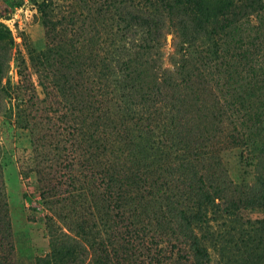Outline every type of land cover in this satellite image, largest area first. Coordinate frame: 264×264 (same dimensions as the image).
<instances>
[{
    "label": "trees",
    "instance_id": "trees-1",
    "mask_svg": "<svg viewBox=\"0 0 264 264\" xmlns=\"http://www.w3.org/2000/svg\"><path fill=\"white\" fill-rule=\"evenodd\" d=\"M105 1L114 13L107 15L108 4H100L92 13L98 21L91 14L92 24L73 32L47 14L44 2L39 4L46 46L31 57L37 83L26 76L24 59L17 82L6 76L0 63V115L12 118L18 128L33 130L38 115L45 113L54 124L50 134L54 139L46 135L45 140L70 139L72 152L88 162L99 189L91 199V216L71 217V224L64 220L67 229L51 230V250L38 256L37 264H120L117 258L115 263L117 247L111 252L114 238L109 228L123 218L135 232L149 227L153 232L179 233L188 246L176 264H208L207 236L198 234L196 221L204 218L214 198L230 197L228 188L217 181L215 143L253 140L264 151V0ZM145 1L150 4L140 6ZM168 21L180 26L185 39L190 33L194 42L207 35L208 21L221 33L234 28V38L227 42L228 46L233 42L228 50L233 47L237 56L236 76L227 78L234 83L232 88L223 94L216 89L213 73L224 70L222 62L213 72L216 62L198 57L204 67L211 64L210 78L204 77L199 62L186 75L163 68ZM183 51L192 60L188 48ZM45 140L36 149L46 148ZM2 151L0 145L1 181H9L16 165ZM44 155L39 156L46 159ZM28 157L23 175L41 170L37 154ZM176 187L199 193L192 212L197 217L189 215L187 207L179 208L178 199L174 202ZM5 194L0 191V264H23L15 254ZM42 194L46 197V192ZM231 201L263 206L264 183ZM109 216L114 217L112 222ZM69 230L78 238L67 245L63 236L72 239ZM249 255L247 264H253L252 255L264 264L258 248Z\"/></svg>",
    "mask_w": 264,
    "mask_h": 264
},
{
    "label": "rangeland",
    "instance_id": "rangeland-1",
    "mask_svg": "<svg viewBox=\"0 0 264 264\" xmlns=\"http://www.w3.org/2000/svg\"><path fill=\"white\" fill-rule=\"evenodd\" d=\"M42 2L47 14L52 18H59L64 28L72 32L75 29L80 31L79 28L85 24L86 27L92 24L91 14L98 12V5L109 6L105 0H0V63H4V72L13 82H17L18 65L23 66V59L27 63L25 69L23 67L26 76H31L35 83L38 82L31 65V57L46 46L44 14L39 5ZM144 3L146 4L141 3L140 6L150 4L148 1ZM105 11L110 15V12L114 13L116 10L109 6ZM92 15L96 18V13ZM251 18L255 20L256 17ZM168 22L170 28L163 40V68L172 72L180 69L182 75H186L191 72L194 64L200 63L204 77L210 78L209 71L214 72V67H219L222 62L224 65L221 68L224 70L219 75L211 71L216 76V89L223 94L232 88L234 83H229L227 78L236 76V65L233 61L237 60V56L233 47L228 50L230 43L228 46L227 42L234 38V28L221 33L220 27L213 29L212 21H208L207 35H202L194 42L190 33L188 39H185L180 26L174 21ZM186 47L188 57L192 60H187L183 51ZM198 57L208 62H216L217 65L210 70L211 64L204 67ZM227 61H231L229 65ZM37 89L41 90V87L38 85ZM55 122L61 124L62 120L55 119ZM51 125L54 124L45 113L38 115L33 130L27 127L18 128L12 118L0 115L2 154L11 155L16 165L15 173L10 176L9 181L5 178L1 181L3 177L0 174V191L6 192L16 240L15 254L23 264H37V257L51 250L50 234L52 231L56 233L62 226L67 229L68 225L64 224V220L71 224V217L74 219L91 216V199L99 194L98 187L91 179V167L78 156L79 153L72 152L70 139L60 142L54 140L52 143L45 140L46 135H49L50 140L54 139V135H50ZM239 128L244 129V126L240 125ZM44 140L46 148L36 149L38 142ZM219 144L215 143L214 147L215 153L219 154V161L215 159L213 165L219 170L216 172L219 174L217 181L228 188L226 192L230 197H216L213 202L208 203L204 218L196 221L200 226V230L196 228V231L201 236H207L211 257L208 264H247L248 258L245 257L250 256L257 248L264 255V205L251 208L244 204H235L231 199L240 192L263 186L264 151L256 148L253 140ZM30 154H37L38 159H41V170L23 175V168L27 170ZM41 154H47L44 155L47 158H40ZM43 192H46V197ZM198 194L193 189L183 191L176 187L174 202L177 203L178 199L179 208L187 207L188 214L197 217V213L192 212L197 205ZM112 218L110 217V222ZM124 220L115 219L112 224L114 227L109 228V233L114 238V245L110 244L111 252L116 247L118 249L114 255L115 263L116 258L120 264H176L179 259H184L183 254L187 251L188 243L184 242L179 233L153 232L149 227L144 230L139 227L140 230L135 232L136 230L125 226L127 223ZM53 225L54 228L51 227ZM68 233L73 238L63 236L64 243L74 244V239L78 236L70 230ZM61 236L58 238L61 239ZM252 260L253 264H259L261 257L252 255Z\"/></svg>",
    "mask_w": 264,
    "mask_h": 264
}]
</instances>
